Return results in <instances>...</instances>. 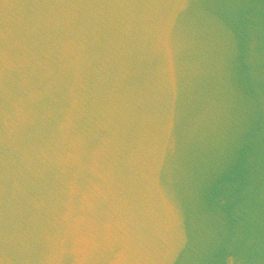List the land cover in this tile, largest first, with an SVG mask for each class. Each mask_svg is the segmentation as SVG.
Returning a JSON list of instances; mask_svg holds the SVG:
<instances>
[{
    "label": "water",
    "instance_id": "95a60500",
    "mask_svg": "<svg viewBox=\"0 0 264 264\" xmlns=\"http://www.w3.org/2000/svg\"><path fill=\"white\" fill-rule=\"evenodd\" d=\"M0 264H264V0H0Z\"/></svg>",
    "mask_w": 264,
    "mask_h": 264
}]
</instances>
